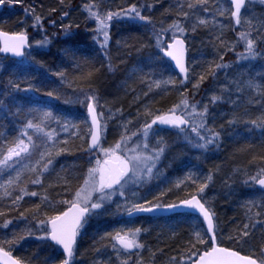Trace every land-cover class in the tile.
Returning <instances> with one entry per match:
<instances>
[{
	"label": "trees",
	"instance_id": "16d2710c",
	"mask_svg": "<svg viewBox=\"0 0 264 264\" xmlns=\"http://www.w3.org/2000/svg\"><path fill=\"white\" fill-rule=\"evenodd\" d=\"M101 1L104 0H3L0 3L4 6L0 30L13 34L27 32L31 36L27 26L30 23L38 32L42 30L48 41V49L33 54L30 50L23 62L0 56V160L21 140L28 146L27 130H36L46 143L41 157L37 159L36 154L27 160L28 169L6 177L0 170V178L12 181L0 192V248L23 264H45L43 260L61 264L64 259L48 239L39 236L40 232L46 234L52 217L70 206L64 201H74L91 168L93 154L88 150L91 129L86 114V105L91 101L87 97L93 96L97 105H106L111 110L118 106L128 108L129 104L132 112L144 116L146 111L154 119L169 113L181 99L196 101L190 91L193 84L200 83L205 89L212 87L222 71L216 65L235 59L236 51L231 49L240 31L227 0L219 4L215 0H108L111 9L101 4L102 11L120 13L118 17L124 19L111 22L104 49L96 29L90 26L87 10L90 4ZM133 5L143 20L138 17L131 21L126 18L129 15L123 14ZM251 13L253 18L246 17L243 23V10L240 24L256 37L254 47H261L264 4H257ZM36 17L40 18L39 22ZM174 24H188L191 31L186 39L189 70L186 84L181 83L180 76L162 59L160 51L161 65L151 64L154 61L151 54L161 39L154 43V33L160 37ZM257 60L250 74L251 79L258 81L257 89L251 90L249 98H237V103L233 101L236 98L232 99L229 106L210 117L211 123L213 119L216 121L214 129H218L219 141L217 138L215 144L220 143L219 152L206 149L211 153L202 162L178 159L182 166L179 176L188 190L184 187L177 194H168L164 204H175L193 196L203 202L209 198V192L212 196L216 191L220 206L213 212L219 245L262 263L264 230L261 226L251 228L248 219L260 218L264 223V201L246 197L248 190L243 186L250 178L264 177V60ZM45 112L51 116L45 117ZM29 122L34 126L29 128ZM48 160L51 164L45 170ZM36 179L40 183H32ZM205 184L207 187L201 193L199 189ZM247 187L251 192L259 191L255 185ZM21 189L37 195H25ZM20 196L23 198L17 199ZM126 222H134V229H140L138 244L142 250L136 248L134 254L123 258L115 246V237L121 229L105 216L87 220L71 264H136V259L144 264H176L197 250L202 253L210 248L201 220L190 214ZM195 232L200 233L204 243L197 241Z\"/></svg>",
	"mask_w": 264,
	"mask_h": 264
},
{
	"label": "rangeland",
	"instance_id": "374dc122",
	"mask_svg": "<svg viewBox=\"0 0 264 264\" xmlns=\"http://www.w3.org/2000/svg\"><path fill=\"white\" fill-rule=\"evenodd\" d=\"M215 1L219 4L221 0ZM246 2L247 4L244 9L245 14H242L243 23L246 22L244 21V18L247 17V20L253 18L251 11L256 7L257 4H264L261 3L260 0H252V2H249V0H247ZM101 4H104L105 7L107 6L109 10L111 9L108 0L101 1L96 4H90V6H92L93 12H96L101 18H104L111 11L109 12L107 9L105 12L104 10L102 11ZM132 14L133 13H131L129 16H126V18L131 21H133V19L135 18H138ZM89 19L90 21H92L90 22V26L92 27V29H96L98 33L96 34L97 39L99 37V44L101 45V48L104 49V47H106L108 44V40L106 42V46H102L105 44V41L103 34L98 32L97 30L98 21L95 17L91 15ZM118 19L122 20L124 18L113 16L112 20L107 21V23L110 26L111 22L117 21ZM241 24H238V28L240 31H238L239 39L231 49V52L233 50L236 51L233 54L235 59L233 61L228 62L224 61L221 64L226 65V67L219 68L222 71L219 74V78L214 79L212 87L205 89L204 85H201L200 83L198 84V87H194L193 84L190 91L196 101L188 100V107H185L182 103H179V107L175 108L174 114L186 121V123L181 125L179 129L165 131L152 127V129L149 131V135L147 136V138H145L143 135V127L146 123H151V121L155 119H151V117L154 116L153 114H150L149 112L147 113L145 111L143 112V114L145 115L141 116L140 113L137 114L132 112L129 104L128 108H121V106H118L115 110H111L106 105L105 107L104 105L99 106L94 100L91 101V103L94 105L98 112L102 127V141L98 151L96 153H92L93 156H91V168L97 167V160L101 162L100 166L103 167L104 160L110 158L106 157L101 149H113L118 143L120 144V149L115 152V155L120 156L121 159L130 158L132 156H155L156 152L160 148L163 149V152L159 155L157 159L148 161V166L152 167L150 175L147 174L146 169L140 173L138 178L132 176V174L129 173V177L131 178H125L127 180V183L123 181V188H121L120 186L115 190L106 189V192L111 194V199L106 200L102 208L91 210L90 217L88 219L89 221L109 216L120 227L121 231L119 234L121 236H124L127 233L129 234L128 238L132 239L131 233L135 232V223L126 222L129 221L125 218L128 214L127 209L131 208L134 204L142 205L144 207H148L151 205H164L165 200L167 198L166 196L168 194H177L181 191L182 188L185 187L183 185V179L179 176V168H181L182 166L178 164V159L182 160L187 158L188 161L190 160L192 163L196 161L202 162L204 158L211 153V151L206 152V149H213L212 151H215L216 149V152H219L220 143L216 142L215 144V140L217 138L219 141V136L213 139L215 134L218 133V129H214V124L216 121L213 119V122L211 123L210 117H212L211 115H214V113H217V111L221 108L229 106L231 104L230 101H232V99L236 98V101H233L237 103V98H239L240 100L244 96L249 98L251 90L257 89L256 86L258 82L257 80L255 81L254 79H251L250 74H252L253 72V70L251 69L257 63V59L264 60V44H262L261 47H255V56H249L246 50V42L241 38L240 33L250 34L251 31L247 32L241 26ZM27 26L29 27L32 35L30 36V34H28L27 32L22 33L28 35V37L30 38V54H33L32 52L37 53L39 51L48 49V43L46 45H42V42L46 40V38H44L43 31L41 30L38 32L37 28L33 27L34 25H31L30 23H28ZM109 26L107 28L108 33ZM179 26L183 29L182 32L179 31L177 28L172 27L168 31H164L163 35H161L160 37L158 36V33H154V43L159 40V38L161 39L160 44L156 48H154V52L151 54L152 59H154V61L151 63L152 65H161V61L158 58V52L160 51L162 55V50L165 48L167 43L172 41V39H187L190 36L191 31L188 30V24ZM249 38H252L257 41L256 37L251 36V34ZM150 47L152 48V46ZM226 54L224 56H226ZM25 62H28V60H26ZM213 97H218V99L213 101ZM182 101L183 99H181V102ZM205 107L207 108L206 113ZM172 109L173 108H171L170 110ZM170 110L167 115L172 114ZM193 129L196 130L194 131ZM26 133L28 140V152H22L19 157L14 156L12 160H9L7 164H4L3 167H1L0 170L4 172L5 177L9 174V176H14L28 169L27 160L33 157L34 155H38L37 159L41 157L40 155L42 147H44V145L46 144L44 137H42L34 129L27 130ZM29 137H31V140H29ZM208 140H212L213 142L207 143ZM145 144H147V148L144 147ZM197 145L206 146L199 147ZM1 173L2 172H0V174ZM196 173H199V171L196 170ZM88 178L89 173L86 180ZM95 178L97 181L99 180V173L96 174ZM10 180V178H8V180L5 178H0V192L8 187V185L12 182ZM248 181L249 182H244L243 184V186L245 185L244 187H246V190H248V193L245 192V196H249L252 200L258 199L264 201V192L257 191L256 193H254L249 191L247 187L249 185H255L256 180L250 178L248 179ZM84 187L85 183L82 188ZM184 189H186V191L188 190L187 187H185ZM121 191L124 192L123 196L120 195ZM100 195L101 194L98 192H93L89 205H84L83 203H81V205L84 207H90V203L96 202ZM209 195V198L207 197L205 200H203V203L209 208L212 213H214L215 210L217 211L220 206L219 203H217L216 201L218 193L215 191L214 195L211 196L209 192ZM214 219L217 223L215 213ZM248 220L250 221L251 228L255 229L261 226L264 230V223L262 222L263 220H261L260 218L251 219L249 217ZM47 233L48 230L46 234L40 232L39 237H43V235L46 236ZM140 237L141 236L139 233L136 234L135 240L137 243H140ZM115 246L116 250L123 258H125L127 254H129L125 251L124 247L118 242L117 239L115 240ZM139 248L140 250H142V247ZM186 257L182 258L183 260H180V262H177L176 264H180L183 261L184 264H191L190 261L192 262L196 259L193 255H187ZM189 257H191V259H189ZM260 257L262 263H264V250L261 251ZM74 258L75 257L73 255L72 262L75 261ZM43 262L45 264H50L48 260H43ZM135 263L144 264L140 259H136Z\"/></svg>",
	"mask_w": 264,
	"mask_h": 264
},
{
	"label": "snow or ice",
	"instance_id": "6c2138e0",
	"mask_svg": "<svg viewBox=\"0 0 264 264\" xmlns=\"http://www.w3.org/2000/svg\"><path fill=\"white\" fill-rule=\"evenodd\" d=\"M3 0H0V3H2ZM231 4L234 6V11H232L231 15L235 17L236 23L240 24V14L241 9L245 8L246 0H230ZM249 2H252V0H249ZM261 3H264V0H260ZM190 8L193 7L192 4L188 5ZM91 16L95 17L98 21V32L102 33L104 36L105 44L102 46H106V42L109 39L108 37V23L107 21L112 20L113 16H119L120 13H108L104 18H101L96 12L92 11V6H89L87 9ZM131 13H135L136 17H139L140 19H144L143 16L140 15V12L136 8L135 5H133L127 12L123 13L124 15H130ZM185 16H187V13H184ZM37 22H39L40 18L36 17ZM200 23H205V21H200ZM173 27L177 28L179 31H183L182 28H180L179 24H174ZM240 36L243 40L246 42V50L249 54V56H255V40L252 38H249L250 34L240 33ZM0 37H3V47H0V52H11L16 56H22L24 53L22 49L24 48L26 44V37L23 33L18 35L9 36L7 33H0ZM48 43L47 40L42 42V45H46ZM183 41L182 40H176L175 44L169 45L170 51L166 52V55L171 57L173 60L176 61V66L179 68L181 73H187V68L184 66L183 63ZM223 59V57H221ZM217 68L220 67H226V65L217 64ZM111 70V67L109 68ZM185 79H187V75H185ZM204 77L201 76L200 80L203 81ZM183 83V81H181ZM158 86V85H157ZM199 85H194V87H198ZM51 95V94H49ZM89 101H92L94 99L93 96L87 97ZM218 99V97H213V101ZM185 107H188L187 100H183L181 102ZM88 111L92 116V125L95 128V131H90V137H91V144L89 145V151H91L94 148L100 147L99 141L101 136V126L97 120V115L95 112L94 105L90 102L87 105ZM179 107V105L175 106L170 112L171 115H161L157 116L154 120L151 121V123H146L143 127V135L145 138L149 135V131L152 129L153 125H155L157 122H159L162 125H171L174 127L179 128L181 125L186 123L184 119H182L179 116H176L175 108ZM195 110V109H193ZM207 112V108L205 107V113ZM203 115V114H201ZM45 117L51 116L50 112L44 113ZM253 124H256V121L252 122ZM34 125L29 122L28 127L31 128ZM202 126V125H201ZM35 127L39 128V125H35ZM194 131L196 129H193ZM49 137H51V133L48 134ZM218 133L215 134L213 139L218 137ZM123 139V137H122ZM203 139V137H202ZM29 140H31V137H29ZM212 140H208L207 143H212ZM199 147H205L206 145H197ZM145 148H147V144L144 145ZM120 149V144H116L115 148L113 149H101L106 157H109L110 159L104 161V166L101 167V162L97 160V167L96 168H90L89 169V178L85 181V187L81 188L79 191L75 194V200L72 202L64 201V203H69L70 207L68 211L62 213L59 216L52 217L50 219L51 224V230L47 233L46 236L40 237V239H50L53 241L56 245H59L63 249V254H65V258L62 261V264H71V261L73 259L74 255V245L76 243V237L78 235L79 229L82 227V221L86 213H88L91 210L100 209L103 207L104 202L106 200L111 199V194L106 192V189H113L114 186L120 185L121 188H123L122 181L127 183L126 177H129V173L132 174L134 177H139L140 173L146 169L147 174H151L152 167L148 166V161L157 159L159 155L163 152V149L160 148L155 156H132L130 158L121 159L120 156L115 155V152ZM27 153L28 152V146L24 144V142L21 140L19 144L16 145L15 148H10L8 151V155L3 159L0 160V165L7 164L9 160H12V158L19 157L21 153ZM116 161L115 166H110L111 161ZM51 164V160H48L47 164L44 165V169L47 170V165ZM99 173V180H96V174ZM208 179H211L209 177ZM253 180H256V182L264 187V178L253 177ZM32 183H40L39 179L33 180ZM207 187V185H202L199 189V191L202 193L204 191V188ZM22 192H24L25 195H32L36 196V192L28 193L25 189H21ZM93 192H98L101 195L99 196L98 200L96 202L90 203V207L85 206L81 207V203L84 205H89L91 196ZM120 195L123 196L124 192L121 191ZM23 197H17V199H22ZM15 202V201H14ZM184 205H186L188 208L192 209L193 211H197L200 216L203 217V221L206 222L207 233H212V236L210 239L213 241L212 246L210 249H207L203 251L202 253L197 250V252H193V256H197V259L192 261V264H258L256 259H253L251 257L247 256H241L238 252L229 250L227 248L218 247L215 244V234H214V213H212L209 208L205 207L204 203H201L200 199H197L196 196H193L191 199L185 200L182 202ZM159 207V205L155 206ZM169 208H175L177 205H169ZM154 210V207H144L142 205L134 204L131 208L127 209V212L129 215H132L133 213L137 212H151ZM7 227V224L4 225ZM247 227V225H245ZM140 232V229H136L135 232L131 233L132 239H129V234H125L124 236H121L119 233L116 235V239L118 242L125 248V249H132V248H139L142 247V245L138 244L135 240L136 234ZM197 241L199 243H204L203 238L200 236L199 232L194 233ZM244 235H247V232L244 233ZM195 247V245H193ZM0 258H3V264H21L19 260L13 259L9 252L4 251L2 248H0ZM191 259V257H189Z\"/></svg>",
	"mask_w": 264,
	"mask_h": 264
},
{
	"label": "water",
	"instance_id": "95a60500",
	"mask_svg": "<svg viewBox=\"0 0 264 264\" xmlns=\"http://www.w3.org/2000/svg\"><path fill=\"white\" fill-rule=\"evenodd\" d=\"M230 1V0H229ZM232 5V4H231ZM245 5H246V3H245ZM3 8H4V6L2 5V4H0V13L3 11ZM243 10V8L241 9V11ZM232 11H234V6L232 5ZM234 19H235V17H234ZM0 33H7L9 36H13V35H18V34H21V33H18V34H13V33H8V32H5V31H2V30H0ZM25 35V34H24ZM25 37H26V44H25V46H24V48L22 49V51H23V55L22 56H16V55H14L13 53H11V52H7V53H5V52H0V56L1 57H4V58H9V59H11V60H13V61H16V62H22V61H24V59H25V57H26V54H27V52H29L30 51V46H31V41H30V38L28 37V35H25ZM3 37H0V47H3ZM176 40H182L184 43H183V63H184V66L187 68V70H188V63H187V59H188V50H187V43H186V41L183 39V38H175V39H173L172 40V42H170V43H168L167 45H166V49H164L163 51H162V56H163V58L167 61V62H169L170 63V65H171V68L181 77V79H182V81L186 84L187 82H188V71H187V73L185 74V73H181L180 72V70H179V68L176 66V61L175 60H173L171 57H169V56H167L166 55V52L167 51H170L171 49H169V45H172V44H175V41ZM185 75H187V79H185ZM95 112H96V115H97V120H98V122H99V124H100V126H101V122H100V119H99V115H98V112H97V110L95 109ZM86 114H87V117H88V121H89V125H90V129H91V131H95V128L93 127V125H92V116H91V114L89 113V111H88V107H86ZM153 127H155V128H160V129H165V130H170V129H177V127H174V126H171V125H162V124H160L159 122H157L155 125H153ZM101 141H102V127H101V136H100V141H99V144H101ZM91 144V137H89V142H88V149H89V145ZM98 149H99V147L98 148H94V149H92L90 152L91 153H96L97 151H98ZM108 160V159H107ZM105 161V160H104ZM116 161H111V164H110V166H115L116 165ZM103 164H104V162H103ZM262 178H264V177H262ZM119 185H116V186H114V188L113 189H116L117 187H118ZM255 188L257 189V190H262V191H264V187H262L261 185H259L257 182H255ZM197 197V199H200L198 196H196ZM192 198V197H191ZM190 198V199H191ZM188 200V199H187ZM201 201V200H200ZM183 202V201H182ZM182 202H179V203H177V204H173V205H177V207H175V208H169L168 206H162V207H154V210L153 211H151V212H137V213H133L132 215H127L126 217L128 218V219H132V218H138V217H152V218H167V217H170V216H173V215H180V214H190V215H193V216H195V217H198L201 221H202V223H203V225H204V228H205V230H206V228H207V224H206V222L205 221H203V217L202 216H200L199 214H198V212L197 211H193L192 209H190V208H188L186 205H184ZM201 203H203L202 201H201ZM81 206V205H80ZM81 207H83V206H81ZM206 207V206H205ZM207 208V207H206ZM68 209H69V207L64 211V212H66V211H68ZM63 212V213H64ZM89 214H90V211L88 212V213H86L85 214V216H84V218H83V221H82V227H83V225L85 224V222H86V220H87V218H88V216H89ZM213 220H214V217H213ZM47 226H48V232H50V230H51V224H50V221L48 222V224H47ZM81 227V228H82ZM81 228L79 229V231L81 230ZM79 231H78V233H79ZM214 234H215V244L218 246V247H222V246H220L219 245V243H218V240H217V236H216V224H215V220H214ZM207 235H208V237H209V240H210V244H211V246H212V244H213V241L210 239V237L212 236V233H207ZM77 238H78V235H77V237H76V243H75V245H74V249H75V247H76V244H77ZM48 241H49V243L51 244V245H53L54 247H56L61 253H62V255H63V257L65 258V254H63V249L59 246V245H56L53 241H51L50 239H48ZM224 248V247H223ZM128 252H130V253H134V249L132 248V249H126ZM230 250V249H229ZM232 251H234V250H232ZM237 252V251H236ZM239 253V252H238ZM10 254V253H9ZM241 256H244V255H242L241 253H239ZM10 256L13 258V259H16L14 256H12L11 254H10ZM248 257V256H247ZM254 259V258H253ZM17 260V259H16ZM257 262H258V264H261L258 260H257ZM0 264H3V258H0ZM21 264H23L22 262H21ZM192 264V263H191Z\"/></svg>",
	"mask_w": 264,
	"mask_h": 264
},
{
	"label": "flooded vegetation",
	"instance_id": "af4514ba",
	"mask_svg": "<svg viewBox=\"0 0 264 264\" xmlns=\"http://www.w3.org/2000/svg\"><path fill=\"white\" fill-rule=\"evenodd\" d=\"M227 1H229V0H227ZM247 1V0H246ZM229 3H230V5H231V2L229 1ZM246 4H247V2H246ZM245 7H246V5H245ZM231 9H232V5H231ZM245 8H243V10H244ZM242 10V11H243ZM242 11H241V13H242ZM240 16H241V14H240ZM150 207V206H149ZM137 219V218H136ZM134 254V253H133Z\"/></svg>",
	"mask_w": 264,
	"mask_h": 264
},
{
	"label": "bare ground",
	"instance_id": "6f19581e",
	"mask_svg": "<svg viewBox=\"0 0 264 264\" xmlns=\"http://www.w3.org/2000/svg\"><path fill=\"white\" fill-rule=\"evenodd\" d=\"M164 205H170V204H164Z\"/></svg>",
	"mask_w": 264,
	"mask_h": 264
}]
</instances>
